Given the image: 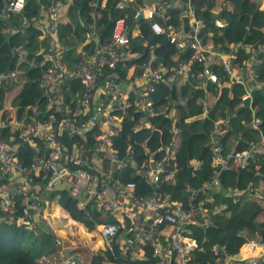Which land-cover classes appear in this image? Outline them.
<instances>
[{
	"label": "trees",
	"instance_id": "obj_1",
	"mask_svg": "<svg viewBox=\"0 0 264 264\" xmlns=\"http://www.w3.org/2000/svg\"><path fill=\"white\" fill-rule=\"evenodd\" d=\"M150 1L133 0L138 5ZM2 2L3 0H0V5ZM48 2L49 0H24L21 13L9 18L11 23L17 25L14 31L4 30L3 20L0 18V72L17 69L23 80L21 88L10 101L12 116L4 109L3 101L6 93L14 87V81L5 80L4 84V81L0 80V119L10 124L0 127V136L9 145L17 146L14 154L22 164L36 153H40L38 147H31L19 136V130L26 126L29 119L26 107L38 104L40 112L33 119L54 111L56 107L52 105L48 110L45 108L46 99L41 96V90L36 86V79L43 68L38 66V62L40 48L44 46V42L38 41L39 32L34 24L42 19L39 4L47 5ZM65 2L69 3L66 14L70 13V17L64 23L58 21L56 33L57 39L65 46L64 61L68 65H74L92 55L95 46L93 38L97 44L109 39L113 21L119 16L120 10L115 6L117 0H65ZM199 3L203 6L200 7ZM193 5L191 17L200 22L195 35L202 43L222 46L223 43L240 42L253 47L264 42V9H259L254 0H194ZM183 9V4L169 3L162 7L161 16H155L154 20L162 26L180 25L183 31H186L188 15ZM23 19L26 24H22ZM216 19L223 22L221 27L215 26ZM91 20L92 35L86 39L84 35ZM130 25H133L139 35L130 37L129 42L122 47L125 57L113 69H103V72L112 74L117 84L125 85L132 79L127 78L128 71L131 69L133 78L138 75L141 63L149 58L148 55H151V66L160 64L165 67V72L160 80L153 82L152 90L146 92V98L151 101L154 112L151 116L134 104L139 90L136 85L135 90L126 92V99L130 105L125 108L119 126L114 128L111 134L112 149L121 156L129 147L136 166L134 169L127 166L118 168L112 176L120 184L135 182L144 195L160 193L171 203L181 202L185 199V186H201L210 177L212 138L217 137L226 150L245 148L248 140L258 136V130L249 125L252 116L261 120L259 130L264 133V90L255 89L251 92L250 99H242L243 87L236 82H227L224 85L207 82L205 90L198 89L190 73L202 67L187 64L191 54L189 46L178 52L176 44L170 43L165 33L155 34L150 30V21L139 19ZM149 44L153 45L151 50L146 48ZM237 54L238 61L247 58L249 52L239 50ZM185 67L186 77L183 80L180 75ZM256 68L259 73L264 71V58H260ZM176 77L182 82L178 83ZM81 85L77 78L68 79L59 85L62 98L57 106L59 110L55 112L57 118L66 117L76 121L83 117L74 115V106L68 104V99L79 93ZM203 97H206L211 105L203 117H197L201 113L198 100ZM160 111L161 114H158ZM13 119L16 122L23 121V126L16 128L11 124ZM218 121L224 123L221 125L220 135L218 132L220 124L213 131ZM91 132L87 133L84 141L86 145L93 144ZM174 132L178 133L177 146L173 152V160H169L165 166L167 171L173 170V179L171 182L167 181L162 177L164 172L159 173L157 180L159 188L153 192V183L144 172L142 164H145L149 157L153 160L162 158L165 148L172 143ZM9 137L12 139L9 140ZM232 139H235L234 145L229 142ZM261 150L247 162L246 169H250L249 172H244L240 168H228L219 175L220 189L215 192H209L211 189H208L206 193L209 192L210 199L205 200L206 193L201 196L206 210L202 212L203 215H198L193 223L187 225V231L183 232L196 240L198 248L194 250L192 256L200 264L214 259L210 250L213 243L224 245L227 253L235 252L243 241V238L237 235L241 231L245 230L247 234L257 232L264 237V202L263 205H259L257 201L246 200L243 197L234 201L233 197L224 194L225 188L229 186L242 189L248 184L257 186L258 182L264 181V147ZM192 160L196 162L195 165L190 164ZM5 183H8L6 176L0 175V184ZM44 184L43 181L37 182L39 202L41 204L44 200L54 202L73 221L87 230L94 229L102 221L112 219L110 215L103 214L98 209L86 205L77 207L76 201L66 190L47 191ZM20 197L21 195L17 196V202ZM17 212L18 210L15 213ZM259 213L263 215L262 220L257 219ZM2 216L0 208V219ZM204 220L208 222L207 225ZM123 222L125 223V220ZM124 223L118 233L125 236L128 234L125 233ZM59 249L60 247L54 243L53 235L44 232L40 224L22 229L0 220V264H50L54 259L60 264ZM131 249L132 246L119 254L114 242L113 251L100 250L92 256L89 264H101L104 257L117 263L152 264L150 258L133 257Z\"/></svg>",
	"mask_w": 264,
	"mask_h": 264
},
{
	"label": "built area",
	"instance_id": "obj_2",
	"mask_svg": "<svg viewBox=\"0 0 264 264\" xmlns=\"http://www.w3.org/2000/svg\"><path fill=\"white\" fill-rule=\"evenodd\" d=\"M193 1L151 0L147 4L138 5L133 0H117L115 6L120 14L113 21L109 39L96 45L94 55L74 65H68L64 61L65 46L57 39L56 33L59 10L66 4L65 0H49L47 5L39 4L43 21L38 20L34 26L43 38L44 46L40 48L38 66L43 68L36 79V86L46 99L45 108L48 110L52 105L56 107L54 111L44 113L36 119L33 118L40 112L38 104L26 107L29 119L25 127L23 121L18 122L23 126L19 130V136L31 147H38L40 153H36L24 164L15 156L14 146L0 136V175L6 176L8 182L0 184V208L3 214L0 220L22 229L40 224L41 228L53 235L54 243L63 247L61 235L56 232L52 219L59 217L53 213L57 204L47 200L43 204L39 202L37 182L43 181L47 191H52L55 185L65 183L68 188L64 190L76 201L77 207L86 205L111 216L112 219L98 223L96 228L102 239L103 249L113 251L116 235L125 220V233L128 235L122 238V245L117 249L119 254L130 249L134 240H140L152 264H200L192 256L198 248L196 240L183 232L187 231V225L193 223L198 215H203L201 196L208 189L220 188L218 181L221 172L231 167L246 168L247 162L264 147V133L259 130L261 120L252 116L249 125L258 130V136L248 140L243 149L226 150L217 137L211 139L210 177L201 186H185L184 201L171 203L160 193L144 195L135 182L120 184L112 176L118 168L127 166L134 169L136 165L129 147L121 156L112 149L111 134L119 126L120 118L130 103L112 74L103 72V69H113L125 57L122 47L129 42L130 37L139 35L130 24L144 19L150 21L149 28L153 33H165L168 41L176 44L178 52L189 46L191 54L187 64L202 67L190 73L198 89L205 90L207 82L221 85L236 82L243 87L242 99H250L251 92L255 89L264 90V71L259 73L256 68L260 58H264V42L253 47L240 42L223 43L222 46L202 43L195 35L200 22L191 17ZM254 1L259 9H264V0ZM169 3L183 4V12L188 15L186 31L180 25L162 26L154 20L155 16H161L162 7ZM23 4L24 0H3L0 18L3 20L4 30L11 32L17 28L9 18L20 14ZM22 24H26L24 19ZM214 24L221 27L223 22L216 19ZM91 28L93 26L90 24L84 35L86 39L92 35ZM146 48L151 50L153 45L149 44ZM239 50L248 51V57L237 61ZM148 57L141 63L140 73L133 79V83L139 88L134 104L151 116L154 112L151 101L146 98V92L152 90L153 82L161 79L165 67L160 64L151 66V55ZM18 72L20 71L17 69L1 71L0 80H14ZM182 74L186 77V67L181 70ZM72 78L79 79L82 84L79 93L68 99V104L74 106L73 114L83 116L76 121L66 117L57 118L55 115L62 98L59 85ZM198 102L201 113L197 117H200L205 114L211 102L206 97ZM251 112H254L253 108ZM218 124L220 133L224 123L218 121ZM8 125L10 126L4 119H0V127ZM90 131L93 144L86 145L84 141ZM176 140L173 137L162 158L153 160L149 157L142 164L144 172L153 183V192L159 188V173L164 172L162 177L167 181L171 182L173 179V170L167 171L165 166L169 160H173ZM226 191L234 201L243 197L263 205L260 190L249 184L242 189L227 187ZM18 195H21L19 202ZM77 196L81 201L76 199ZM66 216L68 217L67 214ZM262 218L263 215L261 220ZM204 222L208 224L206 220ZM237 235L243 241L235 252L227 253L224 245L213 243L210 250L214 259L205 264H264V237L257 232L247 234L245 230ZM61 264L80 263L64 259Z\"/></svg>",
	"mask_w": 264,
	"mask_h": 264
},
{
	"label": "crops",
	"instance_id": "obj_3",
	"mask_svg": "<svg viewBox=\"0 0 264 264\" xmlns=\"http://www.w3.org/2000/svg\"><path fill=\"white\" fill-rule=\"evenodd\" d=\"M69 3H70V1H69ZM69 3L64 4L60 8L58 21L64 23L66 21V19L70 17V13L68 14V12H67V14H66V11H67L68 4ZM102 5H103V1L101 2V6ZM199 6L202 7L203 5L201 3H199ZM92 20H93V18H92ZM92 20L89 23V25L90 24L92 25ZM42 21H43V19H42ZM38 41H41L42 42L43 41V38H41L40 36H38ZM180 76H181V79H183V80L185 79V76L183 74L180 75ZM127 78H132V79H130L131 81H129V83H127L125 85L123 84V86H124L123 92H124V95L125 96H126V92L127 91H130L131 89H133V90L136 89V87H134L136 84L133 83V79L134 78L131 77V69L127 73ZM181 79L178 77L177 78V82L178 83L179 82H182ZM21 80H22V77H20V75H18L17 78H15L14 80H12V81H14V87H12V89H10L6 93V95L4 96L3 107H4L5 110L8 111L9 116H12L13 115L12 107L10 106V101L12 100V96L10 95V92L15 93V87L18 84V82L21 81ZM3 81H4V84H5V80H3ZM7 94H8V97L6 99ZM203 116L204 115H201L200 117H203ZM187 120H189V119H185V121H187ZM14 122H16L15 119H13L11 121L12 124ZM19 126L20 125L18 124L17 127H19ZM217 127H219V124L216 123L213 131H215L217 129ZM220 133H222V132H220ZM220 133H219V135H220ZM174 139H177L178 140V133L177 132H175V134H174ZM229 142L231 144H233V145L235 144V142H232L231 140ZM16 147L17 146L14 145V149H16ZM261 151L262 150H259L258 152H261ZM190 164L195 165L196 162L194 160H192V161H190ZM248 170H250V169H246V168L243 169L244 172H249ZM229 187H232V186H229ZM254 187H256V188H258L260 190L261 198L264 200V181L258 182L257 186H254ZM219 189H211L209 192H215V191H217ZM209 192H207L205 194V196H206L205 197V200L211 198L210 194H208ZM224 192H225L224 193L225 196L228 197V195H229V196L232 197L231 194L227 193L226 188H225ZM57 206H54L53 213L56 214V215H58L62 219V221L64 223V226H67L68 229L72 231V233L69 234V238L68 239L63 238L62 234H60L61 235L60 236L61 237L60 240H61V242L63 244V247H60V249H59V252H58V261H60V264H61V261L64 260V259H71V260H74L75 262H78L80 264H89L92 256L95 253L100 252V250L101 251L104 250L103 249L102 239L99 237V235L97 233V230H96L97 225L95 226L94 229L87 230L81 224L73 221L71 218H70L71 219L70 220L66 216V212L64 210H62L59 206L58 207ZM220 208H217V210L219 211ZM205 210L206 209L204 208V205H203V211H205ZM261 217H262V213H259V215L257 216V219L258 220H261ZM43 231L46 232L44 229H43ZM121 236L123 238L124 237V234L122 233ZM115 243H116L117 249H119L121 247V245H122V244H118V242H116V239H115ZM66 247L69 248V251H68V253H66L65 256H62L61 249L62 248H66ZM136 249H137V251H134ZM131 250H132L131 255L133 257L143 258V259H148L149 258L147 252L143 249V242H141L140 240H134L133 246H132V249ZM50 264H58V262H55V259H54L52 262H50ZM101 264H132V263H127V262L117 263L115 261H110L109 259H107L106 257H104L103 260L101 261Z\"/></svg>",
	"mask_w": 264,
	"mask_h": 264
},
{
	"label": "water",
	"instance_id": "obj_4",
	"mask_svg": "<svg viewBox=\"0 0 264 264\" xmlns=\"http://www.w3.org/2000/svg\"><path fill=\"white\" fill-rule=\"evenodd\" d=\"M93 40L95 41V46H94V51H95V48H96V39L93 38ZM94 51L92 53V55H94ZM119 87L121 88V90H123L124 86L122 84H119ZM14 124L16 125V127L18 126V123L14 122ZM68 188V185L65 184V183H61V184H58V185H55L53 187V190H62V189H67ZM77 200L81 201V198L79 196L76 197ZM53 224L56 228V231L59 233V234H62V236H64L65 239H68L69 238V234L66 230V227L64 226V223L62 221V219L60 217H55L53 219ZM69 251V248L66 247V248H62L61 249V254L62 256H65L66 253H68Z\"/></svg>",
	"mask_w": 264,
	"mask_h": 264
},
{
	"label": "rangeland",
	"instance_id": "obj_5",
	"mask_svg": "<svg viewBox=\"0 0 264 264\" xmlns=\"http://www.w3.org/2000/svg\"><path fill=\"white\" fill-rule=\"evenodd\" d=\"M18 75H20V72L17 73L16 78L18 77ZM22 82H23V80L19 81L18 84L16 85V87H15V93L10 92V95L12 96V98H13L14 95L19 91V89L21 88ZM7 97H8V94H7V96H6V99H7ZM54 218H55V217H53L52 219H54ZM65 227H66V230H67L68 234H71L72 231L69 230L67 226H65ZM56 232H57V231H56ZM116 242H118V244H121V243H122V236H121V234H118V235H117V237H116Z\"/></svg>",
	"mask_w": 264,
	"mask_h": 264
},
{
	"label": "clouds",
	"instance_id": "obj_6",
	"mask_svg": "<svg viewBox=\"0 0 264 264\" xmlns=\"http://www.w3.org/2000/svg\"><path fill=\"white\" fill-rule=\"evenodd\" d=\"M97 45V44H96ZM119 84H122V83H119ZM119 84H118V86H119ZM123 85V84H122ZM16 123H18V122H16ZM15 125V124H14ZM16 126V125H15ZM16 128H18V127H16ZM67 214V213H66ZM68 215V214H67ZM68 218L70 219V217H69V215H68ZM71 220V219H70ZM63 238H64V236H63Z\"/></svg>",
	"mask_w": 264,
	"mask_h": 264
}]
</instances>
